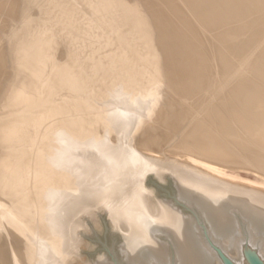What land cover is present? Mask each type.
Returning <instances> with one entry per match:
<instances>
[{"label": "rangeland", "instance_id": "rangeland-1", "mask_svg": "<svg viewBox=\"0 0 264 264\" xmlns=\"http://www.w3.org/2000/svg\"><path fill=\"white\" fill-rule=\"evenodd\" d=\"M28 1L30 0H0V34H2L0 35V88L5 83V86L1 89V92H3L0 93V201L2 200V195L4 197V193H7L6 195H10V197H13L14 195L16 196L15 198L13 197L14 199L11 198L12 201H14L12 202L11 209L4 207V205L2 206L0 202V264H133L126 246L125 234L118 225H116L113 213L109 211L102 200V195H100L102 192L98 191L99 194L96 192L92 196L90 194L91 192H88V190L91 191L89 184L91 181L90 179L96 175L95 166L94 168L90 165L79 167V164L76 162L80 158H78L77 161L75 160L77 159V155H79V147L85 146V144L91 145L92 142L93 144L99 145L101 140L106 137V130L111 131L108 135L113 142L115 141L116 134L112 132L113 125L110 124L108 127L105 123L107 112L111 109L108 110V107L105 106L108 95H104L106 86L103 83L105 78L108 79V77H111L114 73L121 74V76H119L120 81H117L116 85H119L120 88L122 87V91L129 92L130 85L135 91H140L139 94L144 93L143 86L151 87L150 85L156 83V80L154 79H159V77L163 79L166 77L165 79L168 82H165V84L163 83L166 97L165 99H161L165 100L164 102L166 104L163 101L160 103L161 100L157 103L154 102V104L153 101H151L152 99L150 100V98L145 96L140 103L138 102L134 105L135 108L140 109L138 113L140 116L138 115V118L141 121L139 124H137L138 122L136 123L137 127L136 124L134 126V132L136 133H134L132 137V144L136 149L152 156L154 159L158 160L157 162H159L160 165L164 166L159 171L147 172L142 181V186L145 188L143 194L148 204L154 210L161 207L162 203H166L175 207L183 215L189 216L194 220V223H197L199 226L202 239L204 238L203 240L212 250L214 255L223 264L227 263L221 252L233 261L235 254L227 252L218 240L213 239L202 215L199 214L195 207L189 206L185 200H182L179 197L176 179L169 170L170 164L175 160L182 163L188 162V156L182 154V147L187 145L191 146L189 149L191 152L204 150L203 144L199 141L193 145L195 139H198V136H200L197 133L189 132L195 122L196 124L207 122L212 130L215 128L214 124L211 123V120L208 119L207 114L214 108H219L223 105L220 100L225 93L229 91V86L225 85V83L228 82L225 77L228 71L224 69L219 62H214L219 58V55L221 56V52L224 53L225 51L220 48V51L217 50L218 53L215 56L208 55L209 52L206 51L207 48L205 47V44L203 42H200L197 45L193 44V37L186 38L190 47L188 49H183L181 47L182 45H180L182 42H179L178 45L177 39L173 40L168 36L171 34L167 35V33L163 32L165 31L161 29L164 26L163 23L159 24L160 29L157 27L158 29L156 28L153 29L154 31H151L149 29L150 27L146 26L148 24H143L147 23L149 18L154 19L158 16L157 14H159V12L156 10L158 7L157 3L151 4L150 6L152 10L149 9L147 11L146 7H143L144 5L141 4V0H126L129 5L135 4L141 12V16L143 15L144 18L140 17L137 19V15L128 12L127 18L118 17V20L115 18L116 15L112 16L104 12V17L101 14L99 16L93 14V10L96 8L98 9L99 6L95 5V7H92V4L88 2L89 0H76L75 2H73V0H47V3L44 4L42 3V0L41 4H39L40 0H37V3H34L35 6L30 5ZM55 1H57V4ZM4 2H6V4ZM20 6H23V10L21 11L19 9ZM186 12L187 11L182 12L181 15H184ZM150 14L151 16H149ZM94 18L99 21H95ZM186 19L187 18H184V20ZM101 21L103 25L104 23L106 24V22H117L114 24V28L113 26L109 28L110 30L113 29L112 32L114 33L109 29L108 31L97 26L98 24H101ZM96 22L98 23L95 25ZM132 22L134 23V26ZM146 28L148 29L145 31ZM91 32L92 34H90ZM111 33L113 35H110ZM108 34L111 37H109ZM164 35L166 37H164ZM159 37L161 38V41ZM111 40L114 42L112 43ZM91 41L92 43H95L93 44L95 52L90 56V60L87 55L89 51L87 50V43ZM173 41L175 42L171 43ZM178 41L181 40L178 39ZM174 44L176 45V48ZM96 45L98 49L96 48ZM103 47L105 48L104 50ZM180 51H182V53ZM167 52L169 55L166 54ZM185 53L190 60L186 58L187 56H185ZM178 54L183 57L184 60L181 57L179 58ZM182 54L185 57L182 56ZM202 55L204 56V61L202 60ZM177 57L180 60L182 59V61H190V63L193 61V57H196V61L194 59L193 63L196 66L198 64H200V67L202 66L199 68V71H197L199 73H197L196 76L200 74L202 75L197 78L204 81L205 77H207L205 81H212L210 83L204 81L205 83L203 82L201 85L204 89L200 87L198 93L196 92L191 95V92L186 89L192 85L193 81H191V79L186 80L187 82H174L175 78L176 80L179 79L178 70L180 68L178 67V64L175 65L178 61ZM255 58L256 56H253L249 63L251 64L256 61ZM169 59H171V61ZM217 61H219V59ZM169 62H171V64ZM92 63L97 64V68L90 71L89 64ZM249 63L246 64V66L249 65ZM171 66L173 68H171ZM176 67L179 69L177 70ZM150 71L152 73H150ZM168 71L169 73H167ZM204 72L206 73L204 74ZM169 76L171 78L170 81L168 80ZM77 77H79L80 80H78ZM230 82H232V80ZM42 83L44 85H42ZM69 85L71 86L68 89ZM103 86L105 87L103 88ZM126 88H128V90H126ZM153 89H155L156 92L151 89V91H153L152 93L149 89L148 93L150 95L148 94V96L156 93L157 96L159 95V97H161L164 94V89L162 90L163 92L161 90H159L161 92H158L156 86L155 88L153 87ZM19 91L21 92L20 95L23 96L24 94L26 97L20 96V99L17 100V98L14 97V93L16 94V92ZM138 92H135V94L139 95ZM203 95L206 97L204 98ZM173 96L175 97L173 98ZM199 97L203 99H200L203 102L199 101ZM176 103L177 105H175ZM198 103L205 104L204 108L203 105L199 104L200 106H198ZM148 105L149 109H147ZM144 107L146 108L144 109ZM141 108H143L144 111ZM182 108L186 111H183ZM145 110H148V112ZM178 110H181L180 112L183 114V117ZM185 112L187 115H184ZM196 112L198 114H196ZM176 113H178V115L180 114L182 119H184L182 120L181 117L178 116L176 118ZM144 114L147 115V117ZM32 115H37V118H32ZM198 115L199 117H197ZM141 117L143 118L140 119ZM173 117L176 121H174ZM195 117L197 118L195 119ZM187 118L188 120L185 121ZM177 119L179 123L177 122ZM190 120H193L194 123ZM183 121L185 122L184 124ZM14 125L19 126V133L16 131V128L13 127ZM214 131L217 133L218 129H214ZM65 134H67L69 138H66ZM91 134H93V137ZM87 136H89L90 141H88L91 144H89L88 141H85L86 143L83 141ZM62 137H64L65 140L68 139L67 142H64ZM227 138L228 137H226V139ZM61 139L62 143L64 142V145H66L65 147H69L65 148L67 150L63 149L66 151L63 154H60L61 148L58 149L59 147H55L57 150H55L54 147H48L49 144L56 143L57 140L61 142ZM82 142L84 145H82ZM200 143L201 146H199ZM143 146L145 147L143 148ZM196 147L199 148L195 149ZM45 149L46 151H44ZM81 149L83 150V147H81ZM231 151L234 150L229 149L227 152ZM65 153L67 154L65 155ZM228 164H231V162H228ZM14 165H17V167L15 168ZM185 168L188 167L186 166ZM248 171L249 170L242 169L240 170V173L246 178V180H255L257 178V173L255 174L252 171ZM84 172L86 174H84ZM13 173L19 175L16 177L17 183L15 182L18 190L16 187L12 186V178L10 175ZM76 173L79 175L76 176ZM48 175L50 177L52 176V179L48 178ZM88 177L90 178L88 179ZM225 180L242 184L248 188L249 192L251 190H257L264 194V186L255 185L246 180L242 181L238 177L236 179L225 177ZM39 185L42 187L40 188ZM10 190L12 194H10ZM14 190L20 192L16 193ZM53 191H55L60 198L55 196L56 194ZM23 193L24 196H21ZM50 195L51 199L48 200L49 197L47 196ZM23 202L27 205L26 207ZM16 204L17 206L15 209ZM42 204H44L45 207ZM54 205H57L55 207L58 208H53ZM1 207L3 210L5 208L9 211V213L5 211L7 216L4 214L5 212L3 213L4 215L2 214ZM18 210L19 212H17ZM21 212H23V214ZM8 215L10 216L8 217ZM24 216L27 217L28 220L25 219ZM46 219L52 223L55 220L54 224H51ZM65 220L67 221L65 222ZM40 225L43 226L40 227ZM241 226L243 230H247V227H245L242 222ZM26 227L30 230H27ZM36 227H38V230ZM24 229L26 230L24 231ZM49 231L53 232L51 233ZM63 231L66 232L63 233ZM51 235H55V237H51ZM160 238L163 242H166V257H168V259L165 262L159 260L155 261L154 264H178L172 241L168 242L169 239L164 235H161ZM242 242L244 254L247 253L245 250L247 246H249L260 255L256 249L257 247L254 248V246H250L247 237L244 236ZM58 245H60V248H58ZM48 251L51 255L55 251L59 253V256L57 252L55 253L57 255L55 263H52V256ZM46 255H50V259L49 257H45ZM235 258H237V255Z\"/></svg>", "mask_w": 264, "mask_h": 264}, {"label": "bare ground", "instance_id": "bare-ground-1", "mask_svg": "<svg viewBox=\"0 0 264 264\" xmlns=\"http://www.w3.org/2000/svg\"><path fill=\"white\" fill-rule=\"evenodd\" d=\"M42 1L40 0L39 4H41V2L43 4L47 3V0H42ZM75 1L76 0H73V2H75ZM56 2L57 1H55V3ZM80 2H82V1H80ZM88 2H90L92 4V7H95V5L99 6L98 9L97 8L94 9L93 12L91 10V12L93 14H95L96 16H99L100 14L103 16L104 15L103 12H104L108 15L109 14L112 16L116 15L115 18L119 20L120 17L127 18L128 12L129 13L131 12V13H134L135 15H137V19H139L140 17L144 18L143 15L141 16V12L138 10L136 5L135 4L129 5V3L126 0H89ZM141 2H142L141 4L144 5L143 7H146L147 11L149 9H151V6H150L151 4H153V3L158 4L157 5L158 7L156 9L157 12H159V14H157L158 16L155 17L154 19L149 18L148 22L145 24L142 23L143 25L148 24L146 26H149L150 28L149 27L148 28L151 31H154L153 29H156L157 27H159L160 23H163L164 26L161 28V29L165 30L163 32L167 33V35L171 34L168 36H170V38H172L173 40L177 39L178 45H179V42H182L180 45H182L181 47L183 49L184 48L188 49L190 47L186 38H190V37L192 38L193 37L194 38L193 44L197 45L200 42H203L205 44V47L207 48L206 51L209 52L208 55H211V56L214 55L215 56L218 53L217 50L220 51L219 50L220 48H222L225 51L224 53L221 52L222 53L221 56L219 55V58H218L219 61H217L218 60L217 59L214 62H219L221 64V66L228 71L226 73V76H225L226 80L228 82H226L225 85L229 86V91H227L222 98L220 97L221 100L219 99L223 105L220 106L219 108H214L213 110L211 109L212 111H209L207 114L208 119L211 120V123L214 124L215 128H213V130H212V128L209 126V124L207 122L196 124V122L194 123L193 120H190L194 123V126H192L191 131H189V132L190 133L194 132V133H197L198 135H200V136L196 135V136H198V139H195V141L193 142V145H195V143H197L199 141L203 144L204 150L203 151L197 150V151L191 152V151H189L191 146L187 145L185 147H182L181 148V150H183L182 154L185 156H188V162L182 163V162L175 160L174 162H172V164H170L169 170L173 174L174 178L176 179V183H177V187H178V191H179V197L182 200H185L189 206L195 207L197 209V211L199 212V214L202 215V217L204 218V220L207 223L206 225L208 226V229H209L208 231H210L213 239L218 240L219 243L222 244V247L227 252L234 253L235 256L237 255V258H235V256H234V259L232 261L234 264H253L251 262L249 256H248V254L247 253L244 254V250L242 249V243H243L242 240H243L244 236L247 237L248 242L250 243V246L252 245V247L254 246V248L257 247L256 249L258 250V253L260 254L259 257L264 262V194H263V192H258L257 190H251L249 192L248 188L243 186L242 184H237V183H234L232 181L225 180V177H229L231 179H236L238 177L242 181H245L246 178H244L241 175L240 170L246 169V170L254 172L255 174L257 173V178L255 180L248 179L246 181L251 182L255 185L264 186V0H210V1H205V0H141ZM4 3L6 4V2H4ZM28 3L30 5H34V3H37V0H30V1H28ZM50 3H51V1H50ZM58 3H59V1H58ZM85 4H86V2H85ZM85 4H83V5H85ZM22 7L23 6L19 7L20 11L23 10ZM146 9H145V11H146ZM184 10L187 12L184 15H181L182 12H185ZM80 16H81V14H80ZM86 16H87V14H86ZM149 16H151V14ZM128 18H129V16H128ZM184 18H187V19L184 20ZM133 19H135V18H133ZM94 20H95V18H94ZM96 20H98V19H96ZM118 20H117V22H118ZM110 21H112V20H110ZM117 22H115V21L110 22V23L106 22V24L104 23V25H103L102 21H101V24H98L97 26H100L104 30H108L112 26L114 28V24H116ZM97 23L98 22H96L95 25ZM19 24H21V23H19ZM163 24H161V25H163ZM133 26H134V23H133ZM131 28H133V27H131ZM148 28H146L145 31ZM159 29H160V27H159ZM89 31H87V32H89ZM110 31L112 32L113 29ZM160 31H162V30H160ZM112 33H114V32H112ZM112 33L110 35H113ZM90 34H92V32ZM0 35H2V34H0ZM165 35H164V37H166ZM89 36H91V35H89ZM93 36H94V34H93ZM108 36H109V34H108ZM87 37H88V34H87ZM95 37H97V36H95ZM109 37H111V36H109ZM160 37L163 38L162 36H160ZM112 38H113V36H112ZM161 38H160V41H161ZM103 39H104V37H103ZM157 39H158V37H157ZM178 39H180L181 41H178ZM123 41H125V40H123ZM111 42H112V40H111ZM174 42L175 41H173L171 43H174ZM120 43H122V42H120ZM87 44H88L87 50H89L87 55L89 56L88 58L90 59V56H92V54L95 52L93 49L94 48L93 44H95V43H92V41H91V42H88ZM97 45H98V43H97ZM97 45H96V48H97ZM104 47H103V50L105 49ZM154 47H156V46H154ZM196 47H195V49H196ZM175 48H176V45H175ZM155 50H157V49H155ZM176 51H178V50H176ZM185 51H186V49H185ZM187 51H189V50H187ZM195 51H197V50H195ZM148 52H150V51H148ZM164 52H163V55H164ZM180 52L182 53V51H180ZM177 53H179V52H177ZM166 54L169 55L168 52ZM133 55H135V54H133ZM155 55H156V53H155ZM135 56H137V55H135ZM178 56H179V54H178ZM182 56H184V55L182 54ZM185 56H187L186 58H188L187 54ZM253 56L254 57L256 56V58H255L256 61H254L250 64L249 63L250 59ZM158 57H160V56H158ZM180 57L181 56H179V58ZM198 57H200V56H198ZM140 58H139V60H140ZM181 58L183 59V57H181ZM193 58L195 59L196 57H193ZM177 59H178V57H177ZM182 59L181 60L178 59V61L175 60V61H177L175 63V65L178 64L179 65L178 67L180 69L176 67L177 70L179 69L178 70L179 71V77H178L179 79L176 80V78H175L174 82H178V83L182 82V81L187 82L186 80L191 79V81H193V83L191 86H189V88H186V89H188V91L191 92V95H193V93H196V92L198 93L199 88L201 87L202 83L205 81V79L207 77H205L204 81H201L199 78H197V77H200V75H202V74H200V75L196 76L197 73H199L197 71H199V68H201L202 66L200 67L199 66L200 64H198L196 66L193 63L194 59L191 63H190V61H182ZM169 60L171 61V59H169ZM188 60H190V59L188 58ZM202 60L204 61V56H203ZM195 61H196V59H195ZM169 63L171 64V62H169ZM172 63H173V61H172ZM196 63H199V62H196ZM248 63H249V65L246 66V64H248ZM135 64H137V63H135ZM89 66H90V71L97 68V64L92 63V64H89ZM172 66H173V64H172ZM172 66H171V68H173ZM176 68H174V69H176ZM169 71L167 73H169ZM150 73H152V72L150 71ZM205 73L206 72H204V74ZM208 73H209V71H208ZM171 74H173V73H171ZM215 74H216V72H215ZM132 75H134V74H132ZM119 76H121L120 73L119 74L114 73L113 75H111V77H108V79L105 78V81L103 82L104 85L106 86V87L103 86V88L104 87L106 88L104 95L105 94H106V96L108 95V99L106 98L107 103L105 106L108 107V110H110V109L112 110V111L110 110L107 112V115L105 117V123H106V125H108V127L110 124L113 125L112 126L113 127L112 132H114L116 134L115 141L113 142L112 139L108 135L109 133H111L110 130L105 131L106 137L103 140H101V143L98 142V143H100L99 145L93 144V142L91 144L89 142L90 141L89 136H87V138L83 137L84 138L83 141L87 142L89 140L88 142L91 145L85 144V146H81V147H83V150L81 149V147H79V149H80V150H78L79 155H77V159H75L77 161L78 158H80L76 162L79 164V167H84V166L90 165V166H93V168H94V166L96 168V175H94V177L90 179L91 181L89 183L90 187H91V191L88 190V192H91L90 193L91 196L94 195L98 191L102 192V194H100V195H102V200L104 201V203L107 206V208L109 209V211L111 213H113L114 221H115L116 225H118V227L125 234L126 246H127L128 251H129L130 258H131V261L133 262V264H154L155 261L159 260V261L165 262L168 259V257H166V248H165L166 242H163L161 240V238H160L161 235H164L166 238H168L169 239V241L167 240L168 242L172 241L173 246L175 248L178 264H223L214 255L212 250L208 247L206 242L203 240L204 238L202 239V236H201L202 234L200 232L199 226L197 225V223H194L193 219H191L189 216L183 215L175 207L171 206L170 204H166V203H164V204L162 203L161 207H158L157 210H154L148 204V202L146 201L145 196L143 194L144 190H145V188L142 186V181H143L144 176L147 174V172L159 171L164 166L160 165L159 162H157L158 160L154 159L152 156H149L148 154H145L142 151L136 149L132 144V137H133L134 133H136V132H134V126L137 122H138L137 124H139V122L141 121L138 118V115L140 116V114H138L140 109L135 108L134 105L137 104L138 102L140 103V101L143 100L145 96L150 98V100L152 99L151 101H153V103L154 102L157 103L161 99H165L166 93H165V87H164L163 83L165 84V82H168L165 79L166 77L165 78L162 77L163 79H161V77H159V79H154V80H156V83H154V82L153 83L156 85H154V84L150 85L149 84L151 87L143 86L144 87V93L139 94L140 91L139 92L135 91L132 87H130V85H129V88H130L129 92L122 91L123 90L122 87L120 88L119 85H116V82L120 81ZM203 76H206V75H203ZM126 77H128V76H126ZM77 78H78V80H80L79 77H77ZM144 78H146V77H144ZM154 78H155V76H154ZM195 78H197V79H195ZM140 79H141V77H140ZM168 80L169 81L171 80L170 76H169ZM173 80H174V78H173ZM231 80H232V82H230ZM210 82L207 81V83H210ZM147 83H150V82H147ZM4 84H3V86H5ZM68 84H69V82H68ZM128 84H130V83H128ZM42 85H44V84L42 83ZM3 86L0 88V93L3 92V91L1 92V89L3 88ZM70 86L71 85L68 86V89ZM155 86L158 88V92H161L164 89V94L161 96L162 98L159 97V95L158 96L156 95V93H155L156 91H155V89H153V87L155 88ZM177 86H179V85H177ZM39 88H40V86H39ZM149 89H150V91H151V89L154 90L155 94L154 95L151 94V96H148ZM202 89H204V88H202ZM73 90H74V87H73ZM126 90H128V88H126ZM140 90H142V89H140ZM159 90H161V91H159ZM134 91L138 92L139 95H136ZM151 92L153 93V91H151ZM20 93H21L20 91L16 92V94L14 93V97H16L17 100L20 99V96L26 97V95L23 94V96H22V95H20ZM174 97L175 96H173V98ZM205 97L206 96H204V98ZM217 97H218V95H217ZM197 99H196V102H197ZM200 99H202V98L199 97V101H201ZM180 100H181V98H180ZM146 101H147V99H146ZM162 101L164 102L165 100H161L160 103H162ZM201 102H203V101H201ZM174 103H172V104H174ZM179 103H178V105H179ZM205 103H207V102H205ZM193 104H195V103H193ZM199 104L200 103H198V106L203 105V108H204L205 104H200V105ZM175 105H177V103ZM217 106H218V104H217ZM145 108L146 107H144V109ZM141 109L143 110V108H141ZM147 109H149V105H148ZM182 110H183V108H182ZM105 111H107V110H105ZM145 111L148 112V110H145ZM180 111L178 110V112H180ZM198 111H199V109H198ZM188 113H190V112H188ZM176 114H177L176 118H177V116L181 117L180 114L179 115H178V113H176ZM196 114H198V113L196 112ZM147 115H148V113H147ZM147 115H145V116L147 117ZM184 115H187L186 112ZM145 116H144V118H145ZM31 117L35 119V118H37V115L36 116L32 115ZM182 117H183V114H182ZM182 117H181V119H182ZM197 117H199V115ZM197 117H195V119ZM142 118L143 117H141L140 119H142ZM168 118H169V116H168ZM170 118H171V116H170ZM173 119H174V121H176V119L174 117H173ZM179 120H180V118H179ZM187 120H188V118L185 119V121H187ZM201 121H203V120H201ZM177 122L179 123L178 119H177ZM180 122H182V121H180ZM143 123H145V122H143ZM184 123L185 122L183 121V124ZM137 124H136V127H137ZM180 125H182V124H180ZM185 125H187V124H185ZM13 127L16 128V131L18 133L20 132V128L18 125H14ZM189 127H191V126H189ZM180 129H181V127H180ZM214 129L215 130L218 129L217 133H216V131H214ZM65 135H66V138H69L67 136V134H65ZM68 135H70V134H68ZM92 135L93 134H91V136ZM226 137H228V138L226 139ZM62 138L64 139V142L65 141L67 142L68 139L65 140L64 137H62ZM187 138H188V136H187ZM57 141H56V143L49 144L48 147H51V148L54 147L55 150H57L55 147H59L58 149L61 148L60 154H63L64 152H66L64 150H67L65 148H67L68 146L65 147L66 145H64V142L62 143V139H61V142L59 140H57ZM201 143L199 146H201ZM140 144H141V142H140ZM82 145H84V143ZM144 147L145 146H143V148ZM198 148L199 147H196L195 149H198ZM229 149L234 150V151L227 152V151H229ZM44 151H46V149ZM54 152H56V151H54ZM58 152H59V150H58ZM67 153H65V155ZM179 153H181V152H179ZM5 159H7V158H5ZM68 159H70V158H68ZM41 162H42V160H41ZM228 162L229 163L231 162V164H228ZM66 164H68V163H66ZM186 166L188 168H185ZM14 167L16 168L17 165H14ZM55 167H57V166H55ZM54 170H56V169H54ZM73 173H74V171H73ZM80 173H83V172H80ZM68 174H69V172H68ZM84 174H86V173L84 172ZM77 175H79V174L76 173V176ZM18 176L19 175L16 173H13L12 175H10V177L12 178L11 182H12L13 187H16V185H17V184H15V182L17 183L16 177H18ZM68 176H71V175H68ZM82 176H84V175H82ZM45 177H47V176H45ZM51 177L48 175V178H51ZM89 178L90 177H88V179ZM63 179H65V178H63ZM80 183H82V182H80ZM49 185H51V184H49ZM41 187L42 186H40V188ZM87 187H89V186H87ZM42 189H44V188H42ZM84 189H86V188H84ZM88 189H90V188H88ZM17 190H18V188H17ZM14 191H16V190H14ZM10 192H11V190H10ZM17 192H20V191H16V193ZM53 192H55V191H53ZM6 194L4 193V197L2 195V197H1L2 200L0 202H1L2 206L4 205V207L11 209L12 208V206H11L12 202H14V201H12V199H14L16 196L14 195L13 196L14 198H13V197H10V195H6ZM10 194H12V192ZM55 194H56V192H55ZM98 194H99V192H98ZM21 196H24V193ZM55 196H58V195L56 194ZM47 197H49L48 200L51 199L50 198L51 195L47 196ZM52 197H54V196H52ZM58 197L60 198V196H58ZM25 200H27V199H25ZM63 200H64V198H63ZM57 201H58V199H57ZM14 204H13V206H14ZM23 204H24V202H23ZM44 204H45V202H44ZM44 204H42V205L44 206ZM57 205H54L53 208H55V209L58 208V207H55ZM16 206H17V204L15 205V209H16ZM26 206L27 205H25V207ZM1 209H2V207H1ZM25 209H27V208H25ZM5 211H7L5 208H4V210L2 209L1 210L2 214ZM7 212L9 213V211H7ZM17 212H19V210ZM21 213L23 214V212H21ZM4 214L6 215L7 213L5 212ZM70 214H73V213H70ZM9 216L10 215H8V217ZM25 216H24V218L27 219V217H25ZM3 217H5V216H3ZM40 220H41V217H40ZM47 221H49V220H47ZM54 221H53V223L50 221L49 222L51 224H54ZM66 221L67 220H65V222ZM42 222H44V221H42ZM241 222H242V224H244L245 227H247V230L242 229ZM23 223H25V222H23ZM56 225H57V223H56ZM41 226H43V225H40V227ZM13 227H16V226H13ZM37 228L38 227H36V229ZM26 229H27V227H26ZM26 229H24V231ZM27 230H30V229H27ZM42 230L44 231L43 228H42ZM52 230H55V229H52ZM56 230H58V229H56ZM49 232H51V231H49ZM65 232L63 231V233H65ZM28 234H31V233H28ZM52 236L53 235H51V237ZM53 237H55V235ZM56 244H53V245H56ZM59 246L60 245H58V248H60ZM46 249H48V248H46ZM56 250H58V249H56ZM56 252L57 251H55L54 253L52 252L53 254L51 255V253H49V251H48V253L52 257L50 255L49 256L46 255L45 257H49V259L51 257L52 263H55V261L57 259V255L55 254ZM58 256H59V253H58Z\"/></svg>", "mask_w": 264, "mask_h": 264}, {"label": "water", "instance_id": "water-1", "mask_svg": "<svg viewBox=\"0 0 264 264\" xmlns=\"http://www.w3.org/2000/svg\"><path fill=\"white\" fill-rule=\"evenodd\" d=\"M245 251L247 252V254H248V256H249V258L253 264H264L262 259L259 257V255L255 252V250L253 248L247 246ZM221 254L223 255L227 264H234L229 257L224 255L222 252H221Z\"/></svg>", "mask_w": 264, "mask_h": 264}]
</instances>
